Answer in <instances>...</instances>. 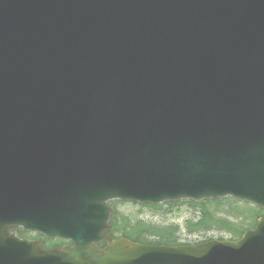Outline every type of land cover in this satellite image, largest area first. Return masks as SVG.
<instances>
[{"label":"water","instance_id":"1","mask_svg":"<svg viewBox=\"0 0 264 264\" xmlns=\"http://www.w3.org/2000/svg\"><path fill=\"white\" fill-rule=\"evenodd\" d=\"M232 2L228 17L218 1L194 0L209 16L214 29L210 34L193 28L171 9L169 0H50L48 6L47 0H0V12L15 28L11 33L5 29L8 20H1L0 67L4 43L20 50L28 34L35 36L30 29L34 26L41 27L39 46L55 63L54 74L50 69L47 76L44 70L45 86L24 74L20 62L14 64L3 54L11 71L0 70L5 77L0 75V109L8 106L10 95L5 97L4 90L11 93L9 84L40 96L33 104L37 119L20 115L33 110L28 106L19 111L16 125L9 130L14 134L0 136V162L6 170L0 173V193L4 188L12 192L7 198L0 196V264H141L150 259L151 264H183L180 258H186L187 264H264V244L249 241L260 227L264 229V220L255 233L239 242L152 247L121 239L101 252L94 244L106 225L105 202L111 197L148 200L232 193L264 206V187L250 185L264 179V152L247 141L243 143L251 149L244 154L247 163L234 161L235 170L211 175L220 158L232 161L240 154L222 152L227 134L242 128L263 134L254 119L257 110H264V105L256 104L264 96V0ZM233 16L239 17L237 22ZM10 17L17 19L13 22ZM148 25L178 48L193 45L209 51H191L155 69L157 61L151 62L149 52L156 48L161 53L163 46L157 43L149 49L148 60L139 54L141 33ZM44 26L59 31V37H64L62 47L47 36L51 32ZM225 31L229 37L223 44L220 36ZM69 33L75 34L74 43ZM213 45L224 54L211 51ZM19 52V61L30 59L29 52ZM28 79L30 87L25 85ZM11 110L15 113V108L8 109L7 116ZM159 126L163 133L156 144H176L179 158L170 162H146L143 155L133 158ZM198 143L216 147L226 158L213 150L197 152ZM25 163H33L37 174L24 171ZM10 167L26 181L7 176ZM68 168L84 170L83 185L93 174L100 183L113 186L114 193L79 203V190L66 193L67 185L50 180L52 172L60 176ZM44 193H51L50 202ZM25 200L44 205L47 212L29 210ZM12 225L69 237L75 246L43 250L9 236L7 228Z\"/></svg>","mask_w":264,"mask_h":264},{"label":"bare ground","instance_id":"2","mask_svg":"<svg viewBox=\"0 0 264 264\" xmlns=\"http://www.w3.org/2000/svg\"><path fill=\"white\" fill-rule=\"evenodd\" d=\"M47 1H48V3H46V5L48 6L50 0H47ZM246 1L260 2L263 0H246ZM169 5H170L171 9L175 10L176 13L181 14L182 17L186 21L190 22L191 26L193 28L201 27L206 33H210V34L214 32V29L212 28V26L208 20L209 16L207 17L206 10L201 11L199 9V7L197 6V4L194 3V0H169ZM218 6L223 9L224 13L228 17L231 16L232 8L234 6V3L232 2V0H218ZM254 12L257 13L258 9H256ZM9 19H11V21L14 22V21H16L17 18L16 17H12V18L10 17ZM233 19L235 20V22H237L239 17L233 16ZM1 20H8L5 17V15L2 14V12H0V24H1ZM31 22H33V21H31ZM65 24L69 28L74 27L72 22H65ZM13 26L14 25L11 24L10 21L8 20L7 24L5 25V29H7L11 33L15 34L14 33L15 28ZM40 28H41L40 26H34V28H30L32 32L33 31L35 32V36L31 37L30 34H28L24 38V43L21 44L20 50L17 49V46L16 47L13 46V44L4 43L6 45V47L1 48L2 65L0 67V70H2V71L10 70L11 71L9 64L4 60V56H3V54H4V55L8 56V60L12 61L14 64H18L20 62L24 66V74L28 75V73H29L30 74L29 76H33L35 79L38 80V82H41V83L45 84V86H47V84H46V82H48L47 76L50 75V69H51V74H54L55 63L51 59V57L48 54H45V51H43L41 49V47L39 46V38H40V36H42ZM43 28H45L46 30H49L51 32L47 36L52 39V41L55 43V45L57 47H62L64 37L63 36L59 37V34H60L59 31L55 27H52V26H44ZM144 29H145V31L141 33V49H142V51L139 53L141 58L144 57L146 60H148L149 56L146 52L149 49L154 48L157 45V43H159L160 46H163V48H161V53H158L159 51L156 48L149 52V55H151V58H150L151 62L157 61V66H155V69H157L158 65H160V64L167 65L168 62L177 61L181 57V55L187 54L191 51H199V53H207L209 51L208 49H205L204 47H200V48L196 49V47L194 48L193 45H191L189 48H187V47H179L178 48L177 46L172 45L171 41L168 38L161 35L160 32H157L155 30L156 27L154 25L144 26ZM85 33H86V31H85ZM69 36H70V41H73V43H74L75 42V34L69 33ZM118 37L120 38V35H118ZM228 37H229V35L226 31L224 32L223 35L220 36V38L223 40V44H226V42L228 41ZM131 39L132 38H130V40ZM14 44L17 45L16 43H14ZM26 44H31V46L24 49L26 47ZM263 44H264V40H263ZM209 49L211 51H215L217 54H224L222 50H220L218 47H216L214 45L212 47H210ZM26 51L30 53V59L28 61L25 60V62H22L21 60L19 61L16 58V52L23 54ZM158 55H159V60H158ZM37 57H40V58L38 60L34 59ZM30 60L32 63H34L35 70L32 68ZM36 67L41 68V70L36 68ZM14 70H16V68H14ZM44 70H45V73L47 76L45 75ZM0 75L2 76V74H0ZM8 77H13V76H8ZM23 77L24 76H21L19 78L22 79ZM3 78L5 79V77H3ZM29 79H28L27 84H25V85H29V87H30ZM9 86H10L9 88H12L11 93L9 92V89L4 90V94H5L4 96L5 97L10 95L8 106L6 108L0 109V136H4L7 133L14 134V131H9V130L12 129L16 125V123H17L16 119L19 117L18 116L19 111L25 109L28 106H31L33 108V110H31V112H26L25 114H20V115L22 117L29 119V120H31L33 117H34V119H37V116H36L37 112L35 111L33 104H34V100L36 98H38L40 96V94L34 93L32 91V89H30V88H29L30 91H28L25 88L19 89V88H17V86L13 87L10 84H9ZM48 97L50 98L49 94H48ZM256 104L264 105V96L263 95L258 99V102ZM12 108H15V113H12V110H11V114H9V116H7L6 113L8 112V109H12ZM254 120L259 122L257 125H255V127L258 130H260L261 132H263V134L261 136H259L258 134H256L254 132V130L252 128H246V129L242 128V130L236 129L233 132H230V134H227V136H225V138H223V141L220 140L226 146L222 150V152H226V153L230 152V155H232L236 152H239L240 154H238V156L235 159H233L232 161L231 160L227 161L223 158H220L219 159L220 164L216 163L214 165L213 174H211L212 176L218 174L222 169L229 170V171L235 170L237 168V166L235 165L234 161H236L240 164L248 162V159L246 158V156L244 154L250 153L251 149L246 144H243L246 141L249 143V145L251 144L252 147L255 148L256 150L264 152V110L263 111L257 110L255 112V119ZM162 129H163V126H159L157 129L153 130L149 135L150 136L149 139L151 141H153L154 139L159 140L160 136L163 133ZM150 140H148V142L145 145L141 146L143 152L141 151L138 154V152L135 151L136 154H134L133 158H140L141 159V157L143 155L144 158L146 157V159H145V161L147 160L146 162H151L152 159H161L164 162H170L173 159L179 158V156L177 154L178 152H177L176 144L168 143V144L163 146V145H160L159 143L156 144L154 141L153 143H155V146H157V147L153 148L152 147L153 143H150ZM207 148H210V149H207ZM202 150H213V152L218 153L219 156L225 157L219 153V151L216 147H211V146H208L206 144L198 143L197 152L202 151ZM204 152L205 151H203V153ZM3 165H5V163L3 162V164H2V162H0V173L6 172L5 167ZM21 168L24 171H27L29 173L34 172V174L35 173L37 174L36 171H38V168L33 163H25V164L21 165ZM146 170H147V167H146ZM14 171H15V168L10 167V171L7 173V176H15V178H12V179L17 180L18 182L26 181V179H20V178L16 177V175L13 174ZM70 175H72L71 178H70ZM85 178L86 177L84 175V170H81L80 168L78 170L68 168L64 172H62V174L60 176H57L55 171L52 172L50 175V180L54 185H58V184L64 185V186L67 185L65 187L66 193L70 190L71 191L72 190H79L80 194H81V199L79 200V203H82L83 198L87 199L89 201H90V199L91 200H97L100 197H104L108 194L114 193V192H112L113 186L103 184V182L100 183L98 180H96V178L93 174H91V176L88 178L86 184L83 185V181L85 180ZM8 181H10V180L8 179ZM67 181H69L68 184H67ZM263 181H264V179H261V180L256 179L250 185L252 187H256L257 185L264 187V184L261 183ZM108 189H111V191L109 193H106V191ZM4 190H5V192H1L0 196H5L7 198V197L12 195V192L10 189L4 188ZM88 192H92V196L89 198L86 196V194ZM52 194H54V193H52ZM48 195H50V197ZM43 196L45 199H50L49 202L51 201V193L50 194L44 193ZM207 196H215V193L210 192L207 194ZM222 196H224L225 198L231 199L236 204L244 203L245 205H249V208L252 209V213H246V211H241L236 207L235 208V216L240 223V222H243L245 220L242 217V214H246L248 219H249L248 229H249V227L250 228H259V226L262 224L261 222L264 220V215L260 213V210L262 209L261 204H259L255 200H252L249 198L238 197L232 193H226V194H223ZM217 199L221 203H227L225 199L219 200L218 196H217ZM23 204L29 210H32L37 214L42 215V214L47 212V207H45L44 205H41L40 203H32L28 200H25ZM229 205L234 206L235 204L230 203ZM4 208H5V206L3 207V209ZM263 231H264V229L260 227L256 231V234L258 236H260L263 233Z\"/></svg>","mask_w":264,"mask_h":264},{"label":"rangeland","instance_id":"3","mask_svg":"<svg viewBox=\"0 0 264 264\" xmlns=\"http://www.w3.org/2000/svg\"><path fill=\"white\" fill-rule=\"evenodd\" d=\"M155 143L158 140H153ZM150 140V143H153ZM226 200L227 203L217 202V206L211 207V211H215L216 215L223 218H234L235 216V208L237 207L241 211H246V213H252V209L249 208V205H245L244 203L236 204L229 198H222L219 200ZM235 204L234 206H230L229 204ZM119 210L128 217L132 222L134 220L143 218L146 221L153 222V223H177L180 225L181 228V238L183 241H190L195 242L206 238L212 237H227V235L223 234L224 232H209L205 235H190L191 229L188 228V220H197L199 218L200 212L198 211L199 208L193 210L188 205H183L177 207L173 210H165V211H156L150 208H141L139 205H133L131 203L126 204H118ZM242 217L245 219L243 222H240L238 225L241 228V234L246 227H248L249 219L246 214H242Z\"/></svg>","mask_w":264,"mask_h":264},{"label":"trees","instance_id":"4","mask_svg":"<svg viewBox=\"0 0 264 264\" xmlns=\"http://www.w3.org/2000/svg\"><path fill=\"white\" fill-rule=\"evenodd\" d=\"M189 203L192 205V206H198L199 203L198 202H195V201H189ZM171 204H176V203H171ZM204 217V216H203ZM209 217H210V214L209 212L205 211V217L201 219V221L199 223H203V224H206L207 221H209ZM118 229L121 227L120 224L118 225ZM130 227L129 224H127V227H124L122 228L124 230V233H129L130 230L128 229ZM144 227V225H143ZM154 227V226H151V225H148L147 228H150V229H156V230H159V232H157L160 236L159 238V241L162 242V243H175L176 242V238H177V233H176V228L175 227Z\"/></svg>","mask_w":264,"mask_h":264}]
</instances>
